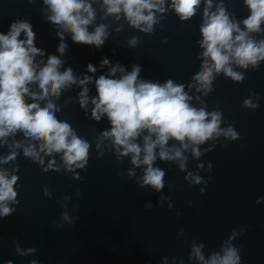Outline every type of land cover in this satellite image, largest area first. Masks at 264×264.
Listing matches in <instances>:
<instances>
[{
  "label": "water",
  "instance_id": "95a60500",
  "mask_svg": "<svg viewBox=\"0 0 264 264\" xmlns=\"http://www.w3.org/2000/svg\"><path fill=\"white\" fill-rule=\"evenodd\" d=\"M90 2L96 16L89 31L105 24L108 38L97 48L75 43L70 33H64L68 47L61 55L57 50L61 29L48 21L43 0H0V32L6 34L11 23L27 19L36 34L35 44L44 53L36 57L41 67L48 56L56 55L63 61L61 71L71 67L78 80L92 77L86 85L87 110L79 102L84 88L79 82L62 89L58 98L49 97L59 109L57 119L69 122L76 134L90 143L84 168L67 171L63 153L48 156L41 152L44 163L33 162L24 156L23 148L34 143L39 151L40 141L26 140L22 132L9 136L7 144L0 142V157L17 153L14 160L0 162V169L18 176L14 187L19 201L10 205L15 209L12 215L0 217V264H30L33 259L39 264H200L189 260L192 245L203 243L202 251L209 258L213 252L221 251L234 230L238 234L232 243L239 249L241 264H264V61L257 70L233 64L235 71L244 73V81L235 82L221 72L213 81V91L204 95L189 85L204 59L200 28L206 0H201L194 16L186 21L175 13L171 0H165L167 11L156 12L158 22L150 33L130 26L122 14L119 20L105 15L103 0ZM221 2L243 29L242 21L250 15L244 0H213L211 11H216ZM250 35L256 40L264 39V32ZM133 37L137 38L135 46L129 44ZM20 38H25L23 33ZM105 58L110 63L102 65ZM89 64L95 66L94 73L88 71ZM117 65L125 73L139 65V80L164 84L171 79L183 84L193 106L221 111V127L232 124L240 138L229 141L221 136L214 146L213 141H207L200 146L201 151L209 147L212 150L199 159L193 157L190 147L184 151L188 157L184 171L178 162L158 157L154 167L165 171L164 188H141L136 177L127 176L128 169L134 167L130 155L118 160L108 139L97 148L100 134L110 130L111 123L106 114L99 121L91 116L92 98L98 96L95 80L101 75L121 78L122 72L110 74ZM31 88L39 91L36 84ZM250 90L258 94V101ZM246 98L259 107H243ZM26 100L32 102L30 97ZM39 103L44 107L47 101ZM14 140L22 141L20 148L13 146ZM138 142L143 144L142 137ZM171 145L179 147L180 142L170 140ZM53 159L59 171L53 168L44 172ZM209 162L213 165L211 172L207 170ZM201 163L202 169L198 168ZM144 167L135 168L137 177L143 175ZM188 172L199 174L208 181L207 186L203 181L189 183L185 179ZM45 188L49 195H45ZM62 213H67L72 223L64 220ZM60 224L62 227L56 226ZM14 242L22 251H37L21 256Z\"/></svg>",
  "mask_w": 264,
  "mask_h": 264
},
{
  "label": "clouds",
  "instance_id": "9594fccd",
  "mask_svg": "<svg viewBox=\"0 0 264 264\" xmlns=\"http://www.w3.org/2000/svg\"><path fill=\"white\" fill-rule=\"evenodd\" d=\"M32 2L34 0H29V3ZM43 2L48 21L61 29L58 32L61 43L57 49L61 55L68 47L64 42V33H70L73 42L79 44L100 48L105 43L109 35L107 25L99 24L94 31H89V26L96 16V10L90 0ZM244 2L250 10V15L242 21V29L241 22L230 18L222 2L216 11H211L213 0H206L204 21L200 28L204 59L201 70L193 77V84L189 85L190 88L196 87L197 91L202 90L204 95H207L213 91V81L221 72L233 81L242 83L245 79L244 73L235 71L232 65L245 70L249 67L257 70L260 61H264V39L256 40L250 35L264 32L261 28L264 24V0ZM164 4L165 0H103L105 15H112L119 20L122 14L130 26L145 33L152 32L153 26L158 22L156 12L167 11ZM200 4L201 0H171V7L182 21L194 16ZM21 33L24 34V39L20 38ZM35 39L33 26L27 19H18L11 23L6 34L0 32V142L7 144L9 136L22 132L26 140L40 141L39 151L34 143L23 148L24 156L31 158L33 162L44 163L41 152L48 156L63 153L62 160L67 171H73L74 167L84 168L88 162L90 143L79 137L69 122L57 119L56 112L59 109L49 97L58 98L62 89L79 82L84 85L79 94V102L81 107L87 110L89 90L86 85L92 77L85 76L78 80L71 67L61 71L63 61L56 55L48 56L47 62L41 67L36 62V57L43 56L44 53L36 46ZM129 44L135 46L137 38H131ZM101 63L105 65L110 61L105 58ZM87 67L90 72L96 71L92 64ZM118 71L124 73L119 79L101 75L95 80L98 96L92 98L94 108L91 116L99 121L106 114L111 123V129L100 134L97 148H100L104 139H108L118 160L130 155V162L134 167L128 169L127 176L136 177L141 188L151 186L156 191L164 188L165 171L154 167L158 157L163 161L178 162L179 169L184 171L188 159L184 151L190 147L193 157L199 159L204 152L212 150L209 147L201 151L200 146L207 141H213L214 146L221 136L229 141L240 138V133L232 124L221 127V111H207L206 106H193L189 102L192 97L185 91L183 84H177L171 79L164 84L139 80V65H134L133 70L126 73L122 66L117 65L111 68V76ZM33 84L38 85L39 91L32 90ZM252 95H256L257 101L259 100L258 94L252 92ZM26 97H30L32 102L29 103ZM39 101L47 103L41 107ZM242 106L254 110L259 104L254 103L251 98H246ZM141 137L142 145L138 142ZM170 140L179 141L180 146H169ZM21 145L22 141H13L15 148H20ZM224 146L227 147L226 144ZM16 155L17 153L12 151L9 155L0 157V162L8 163L14 160ZM141 166L146 167L143 168V175L137 177L135 168ZM203 167L202 163L198 165V168ZM53 168L59 171L55 159L51 160L43 171L47 172ZM212 168L213 165L209 162L207 170L211 172ZM185 179L194 184L203 181L205 186L208 183L193 172H188ZM17 180V175H9L6 170L0 169V217L12 215L15 209L10 205L19 204L14 187ZM205 190L206 187L202 188L201 192ZM45 195H49L47 188ZM163 199L165 198L161 197V200ZM62 217L72 223L67 213H62ZM56 226L62 227V224ZM237 234L234 230L223 242L221 251L213 252L209 258H206L202 251L205 245L194 243L189 260H197L200 264H241L239 249L232 243ZM14 244L16 252L21 256L37 251L35 248L22 251L18 242ZM164 259L167 260V257ZM7 264H11V261ZM30 264L39 262L33 259Z\"/></svg>",
  "mask_w": 264,
  "mask_h": 264
}]
</instances>
